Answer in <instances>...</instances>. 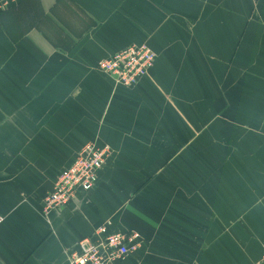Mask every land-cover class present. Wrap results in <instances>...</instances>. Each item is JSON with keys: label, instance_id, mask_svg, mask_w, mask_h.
Instances as JSON below:
<instances>
[{"label": "crops", "instance_id": "0c3cea01", "mask_svg": "<svg viewBox=\"0 0 264 264\" xmlns=\"http://www.w3.org/2000/svg\"><path fill=\"white\" fill-rule=\"evenodd\" d=\"M132 45L156 60L118 88L98 63ZM105 222L142 236L117 264H264V0H0V264H70Z\"/></svg>", "mask_w": 264, "mask_h": 264}, {"label": "built area", "instance_id": "2783aa9c", "mask_svg": "<svg viewBox=\"0 0 264 264\" xmlns=\"http://www.w3.org/2000/svg\"><path fill=\"white\" fill-rule=\"evenodd\" d=\"M156 60V53L147 45H132L98 63L100 71L110 75L114 85L133 87L147 75ZM109 145L97 142L85 144L71 164L57 178L53 190L42 198L43 212L68 205L80 191H89L96 185L99 172L111 155ZM142 244L137 231H116L105 222L91 236L78 241L68 252L70 264H117Z\"/></svg>", "mask_w": 264, "mask_h": 264}]
</instances>
